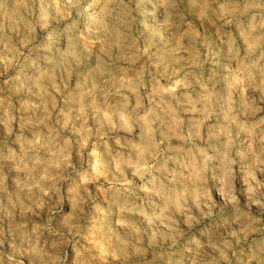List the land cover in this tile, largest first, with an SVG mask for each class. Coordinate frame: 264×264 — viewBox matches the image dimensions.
I'll return each instance as SVG.
<instances>
[{
  "label": "clouds",
  "instance_id": "1",
  "mask_svg": "<svg viewBox=\"0 0 264 264\" xmlns=\"http://www.w3.org/2000/svg\"><path fill=\"white\" fill-rule=\"evenodd\" d=\"M0 264H264V0H0Z\"/></svg>",
  "mask_w": 264,
  "mask_h": 264
}]
</instances>
